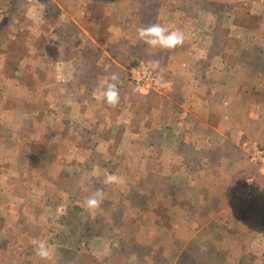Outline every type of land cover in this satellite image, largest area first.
I'll return each mask as SVG.
<instances>
[{"label":"rangeland","instance_id":"374dc122","mask_svg":"<svg viewBox=\"0 0 264 264\" xmlns=\"http://www.w3.org/2000/svg\"><path fill=\"white\" fill-rule=\"evenodd\" d=\"M87 1L0 0V18H3L0 22V264H194L185 248L186 244H190L193 249L210 238L220 245L214 248L210 259L216 256L223 260L233 257L231 263L222 264H259L264 236L256 234L260 228L255 222L261 221L259 214L264 213V209H261L264 205H249L248 200L238 197L242 189L239 190L243 181L241 173L246 171L241 166H238V170L233 167L236 177L231 181L237 188V197L234 194L224 196L215 207L209 206L210 198L191 199L189 186L182 178L175 177L173 184H170L172 180L160 183L175 186L179 192L177 202L181 204L177 205L174 214L175 223H180L181 215L188 211L190 226L183 230L185 233L178 226L172 227L170 231L164 228L159 233L149 229L157 219L155 207L135 193L146 187L150 172L155 175L158 170H162L156 163L150 164L153 153H158L157 149L150 150V117L155 115L156 120L164 109L167 118L171 115L176 120L179 113L178 102L163 107V87L158 85L162 82L160 70L152 64L155 61L150 59L151 49H147L136 36L138 26L150 25V0L140 2L139 14L131 16L136 20L129 21L126 18L118 24L125 33V38L120 40L123 58L132 56L138 64H126L122 66L121 72L108 66L101 70L106 82L112 74L122 80L117 83L119 102L115 106L108 105L104 100L100 102L94 93L96 97L93 101L85 105L79 102V109L73 110V113L71 109L63 111V116L65 113L67 115L62 118L43 113L49 108L33 92L41 87L43 91L52 87L50 66L53 59L46 53L49 52V46L52 47V42L37 32L53 26V21L40 19L44 17L43 8L47 6L53 13L59 11L62 15L76 16L81 26L91 29L98 44L103 45L115 25L117 13L109 11L99 24L89 23L86 18L82 19L83 12L89 9ZM234 1H239L240 8L236 10L239 13L235 15H238L236 21L240 26L245 24V27L261 29L258 19L248 17V7H244L245 10L241 8L245 2ZM93 13L98 15L100 11L95 8ZM61 22L66 23L59 27L63 32L67 22ZM10 29L13 34H22L20 42L12 43L11 38L7 37ZM94 57L97 56L93 54L89 61ZM9 58L8 67H3ZM100 60H104L103 56ZM24 62L27 66L26 75H29V80L24 76L22 81L26 85V92L15 86L22 76ZM13 66L14 70L10 72ZM150 72L153 82L150 81ZM12 74L14 80L8 85L6 76ZM87 86H90V90L98 91L90 84ZM11 95L18 100L11 99L8 103ZM61 105V110L68 107L66 102ZM70 113L73 116H69ZM164 121L168 125L172 124L170 118ZM252 144H255L254 141L245 142L241 148L245 147V151L250 153L248 148ZM215 152L213 156L217 158L219 155ZM241 152L247 159V153ZM190 155L191 161L194 155ZM239 159L241 161L244 158ZM105 169L123 176L125 182L103 185ZM249 177L256 181L258 178L256 174ZM84 184L88 189H82ZM257 184L260 196L256 200L264 203V181L261 184L257 181ZM197 185L200 192L204 193V187L201 186L203 182H197ZM98 188L104 192L101 207L86 209L85 199ZM131 191L134 193L130 194ZM211 191L213 193V190L207 193ZM158 196L156 194L155 198ZM145 199L150 200L146 196ZM117 208H123V219H118L123 221V225H116L112 219V212ZM161 217L163 214L159 215ZM248 223L255 227L252 229L253 226H248ZM109 227L113 228L111 242L106 238L112 233L108 232ZM233 227L235 231L231 232V239L236 240L219 250L226 238H230L229 232ZM135 234L140 242L152 243L153 238L154 245L137 243ZM39 239H47L54 246V254L49 261H40L34 255L32 241ZM121 240L123 246L118 245ZM203 264L212 263L208 260Z\"/></svg>","mask_w":264,"mask_h":264},{"label":"crops","instance_id":"0c3cea01","mask_svg":"<svg viewBox=\"0 0 264 264\" xmlns=\"http://www.w3.org/2000/svg\"><path fill=\"white\" fill-rule=\"evenodd\" d=\"M142 1H87L89 9L88 12H83L82 19L86 18L89 23L99 24L109 11L119 15L117 17L116 14L115 25L110 29L103 45L98 44L94 32L81 26L80 20L72 15L60 13L59 20L52 28L37 31L52 42V47L49 46L51 50L46 52L53 59L50 66L52 87L44 91L42 87L33 91L35 96H40L38 100L46 103L45 106L49 108L43 113L62 118L67 115L65 113L63 116V111L71 109L73 113V110L79 109V102L85 105L93 101L97 92L90 90V86L80 79V70L84 69L86 61L84 54H80L78 50L85 47L88 40L93 42L97 48L94 55L97 57L90 62L98 70L106 69L107 65L100 59L102 56L103 59L108 58L106 50L109 43L125 38V33L118 27L119 22L136 20L131 16L139 14ZM243 1L245 4L241 8L245 10L244 7H248V17L258 19V27L261 29L245 27V24L240 26L236 21L239 1L150 0V24L159 23L170 30L179 29L185 35L184 43L180 46L166 50L151 49L152 52L150 50V59L156 62L152 64L160 70L162 76V82L158 85L163 87V107L165 104L179 103V113L177 116L173 115L178 119H172L171 115L168 117L173 127L164 121L168 119L164 109L156 120L155 115L150 117V150H158L150 158V164L161 166L164 173L160 176L163 177L170 175V167L178 166L180 173L175 177L182 178L187 183L191 199L210 198L211 195L224 198L223 189L236 177L233 167L235 170H238V166L244 168L243 161L238 160L236 154L232 156L231 151L235 148L243 151L241 144L253 141L261 148L264 147V0ZM95 8L100 11L98 16L93 13ZM46 11L44 10V14ZM63 20L73 33L68 32L67 27L65 31H60L59 27L66 24L61 22ZM77 38L81 42L72 44ZM65 44L71 50L69 57L62 56L66 50ZM24 64L26 66V62ZM21 67L23 69L22 64ZM64 74L67 77H63ZM97 75L100 83H106L105 77ZM20 77L15 86L26 92V85L22 84L23 79ZM5 82L12 84L9 80ZM43 95L45 97L41 98ZM155 97L158 99L156 95ZM11 99L18 100L11 95L8 103ZM102 100L99 98L100 102ZM62 102L67 103L65 110H61ZM72 113L68 115L73 116ZM154 135L160 136L158 144L153 143ZM225 147L230 149L227 154L216 159L207 158L210 151H220V148ZM191 153L200 159L201 165L205 162L204 170L195 175H191V171L186 169V166L192 164ZM197 182H203L201 186L206 193L200 192ZM210 190L213 193H207ZM179 221L178 227L185 233L183 230L188 229L190 221L183 222L181 218Z\"/></svg>","mask_w":264,"mask_h":264},{"label":"trees","instance_id":"16d2710c","mask_svg":"<svg viewBox=\"0 0 264 264\" xmlns=\"http://www.w3.org/2000/svg\"><path fill=\"white\" fill-rule=\"evenodd\" d=\"M46 8H47V11H46ZM44 10L46 11V14H44V12H43V15L44 16L46 15V16L42 17V18L46 22L47 21L48 22L49 21H53V25H54V23L56 24V21L59 20V15H60L59 11H55L56 13L55 12L53 13L52 10L50 9V7H47V6H45L43 8V11ZM50 14H52V15H50ZM95 16H98V15H95ZM105 18H104V20H105ZM1 20L3 21V18H0V22H2ZM67 31L68 32L72 31V33H73V30L69 27V25L67 27ZM90 31H91V29H90ZM9 32H10L11 36L7 35V37L11 38L10 40H11L12 43L20 42L19 39H20V37H22L21 36L22 34L21 35H19V33H16V34L14 33L13 34V30H11V29H10ZM30 37H32V36H30ZM72 42H73L72 44L75 45V44L80 43L81 41L77 38V39L73 40ZM65 47H66V50L62 54V56L63 57H69L71 50L69 49V47L66 44H65ZM95 50H97V48L95 47V44L88 40L86 45H85V47H83L81 50L79 49L78 51L80 52V54H84L83 57H85V61H86V65H85L84 69L80 70V74H81L80 75V79L85 84H90L92 87H95L94 89H97V88H99V86H101L103 84L102 82L100 83L99 80L97 79V76H98L97 74L103 76V73H102L101 70H98V68L96 69L95 68L96 66L92 62H90L89 59H88L89 57L93 56ZM106 52L108 54V58L105 57L103 62L108 66V68L114 69L117 72L118 71L121 72L122 66H126V64L129 65V66H134V65L138 64V61L132 56L123 58L124 54H123V49L121 47L120 39H118L117 41L110 42L109 43V47L107 48ZM9 61H11V58H9L8 61L5 62L3 67H8V65H6V64H8ZM93 68H95V70H93ZM9 70H10V72L13 71L14 70V66L11 67V69H9ZM26 74H27V66H25V68L23 69V73H22L23 77L21 76V78L24 79V76H26L27 80H29V75H26ZM12 76H13V74L11 76H9V75L6 76L7 77L6 80L11 81V79L13 78ZM119 82H122V80L118 78V82H116V83H119ZM106 83H110V80H107ZM154 136L155 137H154L153 143L154 144H156V143L158 144V138H160V136H157V135H154ZM220 149H221L220 152H219V150H216L217 153L215 152L216 155L217 154L219 155V156H217L219 158L221 156L227 154V152H229V150H230V149L227 150L226 147L225 148H220ZM220 153H222V155H220ZM231 153H232V156H234L236 154L238 157H243L244 158V159H241V160L243 161L244 169H246V171L243 170V174L241 173L243 181H241V183H240L239 190L243 186L244 179L246 177H248L249 175L256 174L257 177H258L257 181L260 184H261V181H264L263 178L262 179L259 178L260 176H259V173H258V170H257V166L248 163L249 161H247L245 155L241 152V150L235 148V149H233L231 151ZM213 154H214V151H210V154L208 155L207 158L216 159L213 156ZM190 162L192 164L186 166V169L189 172L191 171V175L198 174V172H200L201 170H204L205 162L201 165L200 159H198L195 156V154H194V159H192ZM179 170L180 169H179L178 166H174L173 165L172 167H170V170H169V174L170 175L168 177L160 176V175H162L164 173L163 169L162 170H158L155 175H152L151 172H150V181L145 182L146 183V187H144L141 190L136 191V193H135L137 197L139 196L140 198L144 199V201H146V203L149 202V205H153V207H155V218L157 217V219H156V221H154V223L152 224V226H150L149 229H153L157 233H159L160 230H162L164 228H166V229H168V231H170L172 229V227L180 225L179 222L175 223L176 216L174 215V214H176L177 205H181L180 203L177 202V197H178L179 192L175 189V186L170 185V184H173V179L175 178V176L178 173H180ZM94 180H92L93 183H95ZM170 180H172L170 184H167V185L160 184V183H169ZM157 185H160V187H157ZM82 189H88L87 185L84 184V186H82ZM236 189L237 188L234 187V183L230 182L228 184V186L227 187L225 186V188L223 189V194L226 197L228 195L233 196V194H234V196L237 197ZM133 193H134L133 191L130 192V194H133ZM156 194L159 195L158 198H155ZM127 196H128V194L125 197L126 201H127ZM145 196L150 198V200H148V199L146 200ZM131 199L132 198H130V200ZM221 199L222 198H220L218 196L211 195V197L209 199V206L210 207H215V205L220 203ZM248 204L249 205H252V204L253 205H262V206L264 205L263 202H260L259 200H256V199L250 200L248 202ZM99 206L101 207V204ZM149 208H150V206H149ZM122 209L119 210L117 208V209H115L114 212H112V213H114L113 216H112V219L115 221L114 223L116 225H123V221H119L118 220V219H121V220L123 219ZM261 209H264V207L263 208L261 207ZM161 214H163V217H161V219H160L159 215H161ZM189 214L190 213H188V211H187V213L185 212V213H183L181 215V218H182L183 222H188L187 221V217H189L188 216ZM259 216H261L260 217L261 221H258V222L254 221L255 224L257 223L259 225V228H260V230L257 229L256 234H261V235L264 236V213H260ZM163 218H165L164 221L162 220ZM250 223H252V222H250ZM250 223H248V226H253L254 225V224H250ZM254 227L255 226H253L252 229ZM234 228L235 227H233L231 230L229 229L230 230V232H229L230 238H226V241L224 242V244L221 246V248L219 250H222V248H224L225 245H229V244H231L232 242H234L236 240V239H233V238L231 239V235H232L231 232L233 230L235 231ZM149 229H148V235L150 233ZM106 230H108V228H106ZM145 230L146 229H144V233H145ZM108 232H112L108 237H106L107 240L111 242L110 238H112V236H113V228L109 227V231ZM134 238L136 239L137 243H139V244H141L143 246H149V244L150 245H154V239L152 237H151L152 240H153L152 243L147 242V241H145V242L141 241L140 242L137 239L136 234L134 235ZM148 238H150V237H148ZM213 240L214 239L210 238L209 240L205 241V243H203L202 245H197L193 249L190 248V244L189 245L186 244L185 248L188 249L189 254L192 257L191 261H193L194 264H203L204 262H207L208 260L211 261L212 264H222V262L231 263V260H232L233 257L232 258H226L225 260H223L219 256H216V257L210 259V255L213 252L214 248L220 247V245H218L217 243L215 244V241H213ZM123 244H124V242L122 240L118 243L119 246L120 245L123 246ZM260 254H261V256L259 257V262H260L259 264H264V246H263V249H262V253H260Z\"/></svg>","mask_w":264,"mask_h":264},{"label":"clouds","instance_id":"9594fccd","mask_svg":"<svg viewBox=\"0 0 264 264\" xmlns=\"http://www.w3.org/2000/svg\"><path fill=\"white\" fill-rule=\"evenodd\" d=\"M137 39L143 43L147 49H173L184 43L185 35L179 30H170L168 27L159 23H152L148 26L140 25L136 28ZM111 83H104L99 86L97 95L103 99L108 105L115 106L119 102V91L117 88L118 77L112 74L108 77ZM125 178L112 172L104 170L102 184L116 185L123 184ZM104 192L97 189L89 197L85 199L84 206L86 209L92 210L99 207L103 200ZM34 255L40 261H49L54 254V246L47 239L33 240Z\"/></svg>","mask_w":264,"mask_h":264},{"label":"built area","instance_id":"2783aa9c","mask_svg":"<svg viewBox=\"0 0 264 264\" xmlns=\"http://www.w3.org/2000/svg\"><path fill=\"white\" fill-rule=\"evenodd\" d=\"M149 76H150V81L153 82L154 79H153V74L151 72ZM248 149L251 150L250 153L248 150H246L247 152L245 151V147L243 151L247 153V159L249 163L252 165H256L259 175L264 178V149L257 146L256 144H252ZM259 190L260 188L257 184L256 179H253V177L248 176L244 179L239 197L242 200H248V201L257 199L258 196H260Z\"/></svg>","mask_w":264,"mask_h":264}]
</instances>
